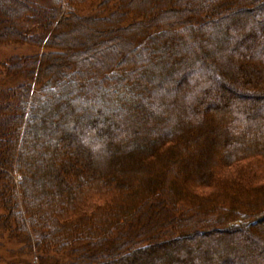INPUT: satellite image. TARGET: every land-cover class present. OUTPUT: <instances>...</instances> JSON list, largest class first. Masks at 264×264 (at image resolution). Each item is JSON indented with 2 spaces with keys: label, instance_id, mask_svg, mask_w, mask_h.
Instances as JSON below:
<instances>
[{
  "label": "trees",
  "instance_id": "16d2710c",
  "mask_svg": "<svg viewBox=\"0 0 264 264\" xmlns=\"http://www.w3.org/2000/svg\"><path fill=\"white\" fill-rule=\"evenodd\" d=\"M9 1L14 14L0 29V43L48 49L11 57L0 70L12 80L0 85V239L21 245L10 253L35 252L40 264H103L131 253L120 264H147L157 249L170 252L165 246L176 240L185 252L191 234L203 236L200 246L210 243L223 257L195 254L181 264H264V239L248 233L264 219V102H254L264 89V17L245 24L233 44L214 36L210 62L173 71L150 62L168 49L162 47L166 33L176 30L185 43L191 35L204 38L239 0ZM85 7L99 14L81 17ZM54 22L74 29L100 25L98 34L117 28L136 51L129 48L125 57L106 64L73 56L65 64L68 72L59 71L50 60L67 54L55 43L66 32L52 33ZM196 39L191 55L200 58V46L210 42ZM169 70L173 78L163 77L148 92L153 98L145 97L150 76ZM177 75L181 78L171 84ZM59 89L72 97L67 105ZM85 109L92 117L84 116L82 123ZM38 115L47 119L43 144L23 151V133L24 147L35 133L25 123L36 127ZM212 137L219 139L218 160L202 150L211 152ZM215 227H221L218 234H232L227 245L239 239L251 249L237 254L227 245L221 249L211 232ZM258 229L264 232V222ZM135 250L140 259L132 255Z\"/></svg>",
  "mask_w": 264,
  "mask_h": 264
},
{
  "label": "rangeland",
  "instance_id": "374dc122",
  "mask_svg": "<svg viewBox=\"0 0 264 264\" xmlns=\"http://www.w3.org/2000/svg\"><path fill=\"white\" fill-rule=\"evenodd\" d=\"M37 2H45V0H34ZM144 2H152V0H143ZM264 0H252V3H241L240 0L237 1L233 6L234 11L227 15L226 17L222 18L221 20L217 22L212 23V27L210 28V31L206 32L204 35L205 37H197L196 35H191V39L188 42H184V36L179 34L176 30L173 32H167L166 37L163 40V46H166L168 49L165 50L164 52L159 51L157 52L154 57H152V60L150 61L153 65L158 66L161 64H167L168 66L172 67L171 70L177 71L178 66H183L185 69L188 71L192 69V67H196L197 65H201L204 61L210 62L212 60L211 54L209 51L211 50L215 44L214 36H219V39L225 38L227 39L229 37V40H232L231 44H233L234 39H241L242 35L241 32H243L245 28V24L249 23L250 20L259 22L263 20L264 17V11L260 12L258 11V6H262L261 3H263ZM179 4V3H178ZM192 4V3H189ZM188 4V5H189ZM194 5V4H193ZM13 4L9 0H0V29L2 27H6L5 25L9 23L10 19L12 18L14 14V9L12 8ZM112 6V5H111ZM190 6V5H189ZM153 8V6H151ZM151 8V10H152ZM221 8V7H220ZM95 8L88 9V7H85V9L81 12H79V15L81 17L85 16H95L98 13L97 9L94 11ZM51 15V14H50ZM127 22L131 20V17L126 19ZM126 23V21L124 22ZM71 23H67L66 25H60L54 22L53 28H52V33H56V31H61L64 30L66 32L65 34V39L64 41H55L56 44H59L62 48L63 51H67V54L62 56L61 58L57 57L58 59L52 58L50 60L52 67L56 68V65H58L59 71H65L66 73L68 72V69H66L65 64L66 63H71L72 59L76 57L78 60L82 59L83 63H88L91 64L92 62L99 61L102 62L101 64H106L105 60L106 59H111V60H117L119 58H123L128 54V49H132L134 52L136 51L132 40H130V37H128L127 34L123 33V31L115 28H111L109 32L106 34L101 32V33H96V30L101 28L100 25H81L78 29L71 28L69 25ZM232 24L234 30V34H236L235 38L232 36H229L230 34L228 33L230 29V25ZM68 27V28H67ZM73 27V25H72ZM188 29V28H187ZM241 29V30H239ZM191 34V33H190ZM5 35L1 34V37H4ZM196 38H201L204 39L210 43L206 45L207 47H202L200 46V49L198 51V54H201L202 56L199 57H194L191 55V53L195 52V49L192 48L193 44L196 42ZM183 45V46H182ZM185 45V46H184ZM66 48V49H65ZM210 49V50H208ZM48 49L46 47H36L34 45H31L29 43H17V42H10V43H0V70L2 68V64L10 59L11 57L17 56V57H31L35 55H40L43 52H47ZM66 53V52H65ZM177 54L175 56V54ZM136 54V53H135ZM137 55V54H136ZM139 57L140 54L138 53ZM74 56V57H73ZM156 60V62H155ZM252 66H255V68L258 69V64L254 63ZM145 65H141V69L144 71ZM163 68H161L160 71H162ZM171 70H169V74L160 73L157 71L156 74L150 76V80L146 83V94L144 95L145 97H150L153 98L148 94L149 91L154 92V84L157 82H161L163 77L166 78H173L171 77ZM92 75H96L93 72L91 73ZM179 75V74H178ZM174 79H170V83H175L176 80H179L181 76H178ZM69 77L65 78V81H63V84L67 85ZM168 80V79H167ZM11 79L3 76L2 72H0V85H10L11 84ZM181 81V80H180ZM170 83L167 84V87L170 86ZM255 91V90H254ZM59 94L60 98L63 99L61 100V104L67 105L68 101L72 99V97L64 91H61L59 89ZM249 97H244L245 100H247ZM250 99V98H249ZM77 101L80 103V99L78 97ZM254 102L258 105H261L264 102V89L259 91L258 96L256 99H254ZM81 104V103H80ZM88 109H85L84 112L85 114H81L79 117L82 119L83 123V118L84 116L86 118L92 117L91 114L88 113ZM108 117V113H105V115L97 122V127H102V125L105 123ZM38 120V124L36 127L33 126V122L26 121L25 126L27 130L31 133L33 130L35 133L33 135V138L29 139L30 143L27 142V147H24V142L26 141V135L23 133L21 142H20V148L23 151H26L25 149L28 148L29 144H35L41 143L43 144V138H44V128H46L47 124V119L41 118L39 115L36 118ZM105 119V120H104ZM125 120V118H124ZM70 128V127H69ZM27 131V132H28ZM32 131V132H33ZM28 132V133H29ZM214 141V146L211 148V152L207 148H202L204 153H210L211 157L214 156L215 159L218 158V152L216 150V147L218 145L219 139L217 137L211 138ZM30 146V145H29ZM43 150V148H41ZM187 151V149H185ZM60 153V152H59ZM58 156V155H56ZM33 160L36 162L38 161V156H35ZM218 160V159H217ZM137 165V164H134ZM47 168H52L51 165H48ZM46 169V167H45ZM47 170V169H46ZM38 176V175H36ZM40 177V175H39ZM41 177L42 174H41ZM36 181V178L33 177V182ZM264 183V182H263ZM1 213V212H0ZM264 222V219L258 220V222L253 226L251 229L250 233L254 237L258 239H264V232H261L258 229L259 225H262ZM212 229V230H211ZM211 232L214 233L215 240L214 241H219L221 244V249L226 248V245L228 243L227 240L231 239V235H225V233L218 234V229L220 228H211ZM210 230H205L203 235L209 234ZM1 232V231H0ZM232 241L233 245H227L230 252L234 253H241L243 251H247L251 249V246L248 243H245L243 241ZM226 241V242H225ZM180 240H176L173 243H168L165 246V249H168V253H164L162 250L163 249H157V255L155 258H151V256L148 258L150 259L147 264H181L180 259L182 258L184 262H189L193 261L195 254L199 255H204L207 254V260H221L223 256H221L223 253L220 251H217L214 246H212L209 243V246L206 248H202L200 244L202 245L204 242H206L205 239H203V236H200L199 238H195L190 236L186 239V243L188 245L187 249L185 252L180 253L178 244ZM209 242V241H208ZM20 244L14 242V243H8L7 240L5 239V236L2 235V238L0 239V264H11L13 260L15 259H23L24 264L30 263V264H40L37 263V261L40 260L38 256L36 255L35 252H31V254L26 255L25 253L27 251L22 252L23 254H17L15 253H10L13 250H17L20 248ZM215 250V251H214ZM212 253V255L210 254ZM170 253V254H169ZM25 254V256H24ZM182 254V255H181ZM60 255V254H59ZM129 255H126L125 257L121 258H114L111 262L103 263V264H120L123 261H127L129 258ZM132 255L137 257L138 259L141 258V255L138 251H133ZM13 256V257H12ZM51 257H54L52 255ZM180 257V258H179ZM225 257H229L227 254ZM37 259V260H36ZM147 260V259H146ZM48 264H54L51 262H47Z\"/></svg>",
  "mask_w": 264,
  "mask_h": 264
}]
</instances>
